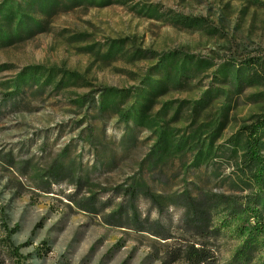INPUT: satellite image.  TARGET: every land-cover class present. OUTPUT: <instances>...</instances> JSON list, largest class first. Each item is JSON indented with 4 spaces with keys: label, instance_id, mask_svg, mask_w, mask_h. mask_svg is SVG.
<instances>
[{
    "label": "rangeland",
    "instance_id": "374dc122",
    "mask_svg": "<svg viewBox=\"0 0 264 264\" xmlns=\"http://www.w3.org/2000/svg\"><path fill=\"white\" fill-rule=\"evenodd\" d=\"M122 1L126 4L60 14L49 32L0 48V264H162L173 240L110 226L105 218L126 202L110 191L138 174L156 139L153 129L133 122L127 127L120 114L130 109L146 87V76L155 74L166 56L191 57L204 66L183 78L182 87L158 97L149 117L162 112L160 122L180 135L220 117L226 118V128L215 161L185 172L177 160L165 167L172 178L166 185L148 175L143 181L163 195L197 187L240 200L261 195L264 214V189L254 184L243 162L245 142L238 152L226 145L264 113V0ZM113 42L124 44L118 54L110 53ZM35 66L80 78L57 90L62 80L57 74L43 93L29 89L5 97L15 77ZM163 73L164 68L157 78ZM113 88L126 95L100 110L102 91ZM87 95L96 103H85ZM66 149L75 178L87 184L80 189L65 181L45 193L38 173ZM175 173L180 177L173 178ZM89 196L107 205L99 216L78 208ZM136 205L142 218L180 237L181 210L160 215L143 198ZM218 242V257L225 263L240 241L228 232Z\"/></svg>",
    "mask_w": 264,
    "mask_h": 264
},
{
    "label": "trees",
    "instance_id": "16d2710c",
    "mask_svg": "<svg viewBox=\"0 0 264 264\" xmlns=\"http://www.w3.org/2000/svg\"><path fill=\"white\" fill-rule=\"evenodd\" d=\"M111 4H123L122 0H4L0 5V48L11 47L14 44L26 42L40 34L49 32L53 19L60 14L71 13L78 8L107 7ZM124 47L123 42H113L110 53L118 54ZM203 62L191 57L176 56L162 57L158 71L148 74L144 80V87L136 95L135 102L130 109L120 114V120L129 127L133 122L137 127L153 129L155 144L148 154L141 160L138 174L128 183L116 186L110 192L125 198L126 202L112 211L105 222L114 227L136 229L151 234L162 241L173 240L166 248L162 264H264V214L261 209L263 198L261 195L245 197L240 200L226 194L214 193L201 187L190 191L173 194H157L147 186L142 176L148 175L152 181L166 185L171 181L165 167L180 161L181 171L199 170L201 167L215 161L220 153V146H216L226 128V118H217L211 123H202L191 133L177 134L160 122V113L151 118L149 109L155 105L156 99L171 88L183 86V78L190 72L202 68ZM164 68L162 78H157ZM208 68V67H204ZM161 69V71H160ZM61 75L62 80L55 85L57 90H63L71 83L78 82L77 73L66 70H45L42 67H28L19 73L12 84V91L4 96L13 99L25 90H35L43 93L54 81V75ZM158 75V76H157ZM146 88V89H145ZM126 93V92H125ZM124 91L104 89L99 102L100 110H108L116 105L117 97H124ZM121 95V96H120ZM85 103H96L89 95L83 97ZM203 104H200V107ZM183 106L179 108L178 117ZM199 107H194L199 112ZM164 123V122H163ZM264 113L247 127L227 140L226 145L239 151L242 141L243 162L253 174L252 181L260 189H264ZM243 137V139H242ZM68 149L55 158L46 170L38 173V180L43 184L45 193L52 192L54 185H61L71 181L82 189L87 182L76 179L74 163L67 162ZM7 163L14 165L11 155ZM28 163H26L27 165ZM217 175V174H216ZM180 177L179 173L172 175ZM108 191L107 189H104ZM143 198L147 200L158 214H166L170 209L181 210L180 237H174L169 228L158 221H151L149 217L142 218L136 202ZM106 204L100 203L96 196H89L78 204L81 211L99 216ZM220 218L219 223L216 219ZM17 227L9 230L10 237L16 234ZM235 235L240 243L235 248L230 259L221 263L218 257V241L227 236ZM127 264V263H124Z\"/></svg>",
    "mask_w": 264,
    "mask_h": 264
}]
</instances>
